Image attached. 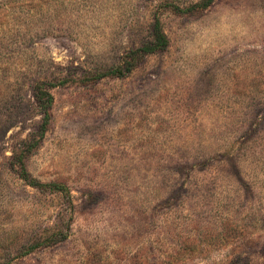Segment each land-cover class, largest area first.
Segmentation results:
<instances>
[{"label": "rangeland", "instance_id": "rangeland-1", "mask_svg": "<svg viewBox=\"0 0 264 264\" xmlns=\"http://www.w3.org/2000/svg\"><path fill=\"white\" fill-rule=\"evenodd\" d=\"M204 1L0 0V264H264V0Z\"/></svg>", "mask_w": 264, "mask_h": 264}, {"label": "trees", "instance_id": "trees-1", "mask_svg": "<svg viewBox=\"0 0 264 264\" xmlns=\"http://www.w3.org/2000/svg\"><path fill=\"white\" fill-rule=\"evenodd\" d=\"M214 0H205L202 4L197 5V7L201 9H207L211 3ZM177 12L182 13L185 10H181L180 8H175ZM154 37L155 42L153 44H148L139 50L132 53L130 56L127 57V60L124 62V64L114 70H111L106 75L110 77H124L130 74L136 64L138 63V60L140 58H144L147 54L154 53L158 50H163L168 45V39L167 36L164 34L161 28V22L160 20H156L155 26H154ZM49 87H51L48 84L41 83L38 85L37 92L35 94V100L36 103L39 105V107L42 109L44 113L43 123L41 127L39 128V138L42 139L47 132L50 122H51V116H52V107L54 103V98L51 92L49 91ZM40 144V140L35 141L33 145L28 146L26 149L21 150L20 152L15 153L12 165L16 171H18V174L22 177V179L30 186L32 187H41V188H53L54 190L61 189L59 185L53 183V184H44L39 182L38 180L34 179L29 171L27 170V167L25 165V158L28 154H30L34 149H36Z\"/></svg>", "mask_w": 264, "mask_h": 264}]
</instances>
